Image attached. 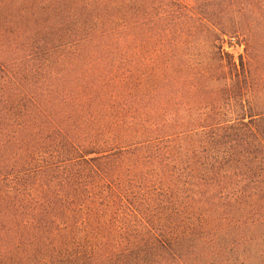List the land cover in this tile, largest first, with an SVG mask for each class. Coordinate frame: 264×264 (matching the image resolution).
<instances>
[{"label": "trees", "instance_id": "1", "mask_svg": "<svg viewBox=\"0 0 264 264\" xmlns=\"http://www.w3.org/2000/svg\"><path fill=\"white\" fill-rule=\"evenodd\" d=\"M0 264H264V0H0Z\"/></svg>", "mask_w": 264, "mask_h": 264}, {"label": "rangeland", "instance_id": "2", "mask_svg": "<svg viewBox=\"0 0 264 264\" xmlns=\"http://www.w3.org/2000/svg\"><path fill=\"white\" fill-rule=\"evenodd\" d=\"M227 50L234 52V55L236 56L237 53L242 51V48L241 47H234V48H230V49L228 48Z\"/></svg>", "mask_w": 264, "mask_h": 264}]
</instances>
